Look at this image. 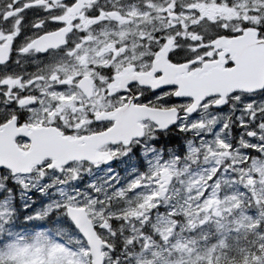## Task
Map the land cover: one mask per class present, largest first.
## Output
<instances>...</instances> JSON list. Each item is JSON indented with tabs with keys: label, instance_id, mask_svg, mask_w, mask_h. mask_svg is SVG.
Segmentation results:
<instances>
[{
	"label": "snow or ice",
	"instance_id": "snow-or-ice-1",
	"mask_svg": "<svg viewBox=\"0 0 264 264\" xmlns=\"http://www.w3.org/2000/svg\"><path fill=\"white\" fill-rule=\"evenodd\" d=\"M0 264H264V0H0Z\"/></svg>",
	"mask_w": 264,
	"mask_h": 264
}]
</instances>
